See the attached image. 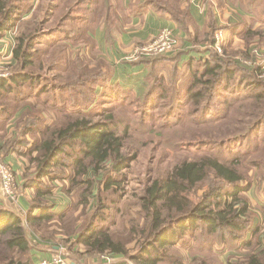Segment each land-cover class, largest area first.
I'll return each mask as SVG.
<instances>
[{"label":"trees","instance_id":"obj_1","mask_svg":"<svg viewBox=\"0 0 264 264\" xmlns=\"http://www.w3.org/2000/svg\"><path fill=\"white\" fill-rule=\"evenodd\" d=\"M33 1L0 0V40L9 31L15 30L18 33L20 26L29 20L28 18L32 16L31 13L35 10ZM73 2L76 3L65 6L62 0L49 1L47 16L49 20L38 25L33 32L26 33L24 37L22 35L18 37L16 33L18 46L13 51L15 62L13 74L9 78H0L1 129L16 114L15 110L13 112L9 110L8 100L18 105L28 97V94L23 91V87L27 82L32 81L33 76L31 77L27 73V69L33 65L32 58L35 56L36 51L32 42L28 43L27 39L30 40V37L36 36V30L39 31L40 27L42 28L43 25L50 23L52 20L51 15L53 18L56 17L57 20L56 25L51 26L48 35H57L60 40L68 39L73 43L83 41L84 35L86 33L90 35V31L96 29L100 24H104L105 37L109 42L112 33L117 30L119 24H127L131 18L138 16L146 8L156 10L162 17L168 16L186 33L189 31L188 27L192 26L195 31V35L192 36L194 37L193 46L197 47L201 42L206 45L208 57L204 63L189 60L187 63L180 64L182 57L185 55L180 50L169 57L153 56L143 58L135 63H140L148 69L144 93L139 99H135L134 96L132 98L140 102L141 105L142 103L146 105L145 107L151 104L156 92V85H161L160 81L163 79L159 77V74L169 68L172 76L175 77L180 70H186V67L192 70V64L195 66L198 64L203 65V75L194 82L190 93L186 94L188 99H185L188 104L198 106L199 110V105L204 101V97H206L208 103L215 97L214 91L223 86L225 88L224 84L227 86V83L224 82L225 74L227 75L226 78L231 73L236 75V69L232 68V60H226L223 56L234 59L233 56L240 54L254 59V56L247 53V50L239 53L235 52L234 55L233 52H229L228 55L226 49L224 51L225 55H220L215 49V35L219 31L224 33V28L217 26L216 22L211 19L208 30L200 31L188 10L181 9L180 0H133L129 7L124 4V0H72ZM243 9L252 14L253 19L249 22L230 25L227 28L236 36L255 37L258 35L259 41L263 42L264 30L254 31L253 28L258 23L264 24V0H245ZM26 37L28 38L25 39ZM94 48H96L97 54L98 47L96 43ZM56 64V61H54L51 66L54 67ZM179 65L185 67L179 69ZM244 68V66H241L237 70L242 77L248 73L247 68ZM93 79V83L96 85L95 91L104 87L107 91H112V95L126 97L128 94L122 89L119 90L118 85L114 87L111 84L112 77H107L102 71L96 74ZM36 80L34 79V81ZM73 86L74 82L66 83L56 93L62 91V89L72 92ZM198 86L201 87L195 90ZM216 87L218 88L215 90ZM224 90L227 91V88ZM70 94L72 95V93ZM84 94L86 95L87 92H79V95ZM17 107L19 108V105ZM170 108L168 115L174 106ZM60 109H63V106ZM213 117H211L209 109L205 108L195 120L199 123L201 121L212 122ZM34 124V121L27 120L23 123L21 130L24 129L25 133H29ZM175 124L180 123L175 121ZM129 129L130 127L125 122L119 119L116 120L114 115L108 116L105 122L99 124H92L90 121L83 119L69 120L67 123L60 125L55 131H52L45 141L34 148L35 151L40 153L39 157L32 160L37 163L39 173L34 180L35 182L25 183L23 186H34V188L39 186L26 219H22L15 212L0 205V264H33L31 258L32 248L27 228L39 229L43 224L50 226L59 220L58 217L52 215L49 202L47 203L45 198L52 196L51 193L58 188L54 184L57 179L53 177L54 169L68 166L65 159L72 158L75 171L72 177H62L61 179L69 181L72 187L76 185L84 187L80 194V204L87 205L90 200H93L96 193L95 200L98 205L101 202L100 193L103 194L105 190H107L106 192L110 190L112 196L117 195V191L112 189L118 183L114 177H107V175L110 172L119 175L126 169L127 159L124 153L121 152L127 142ZM25 133H20L18 129L17 137L6 143L4 151L1 152L4 155L9 152L25 155L26 153H22L19 149V147L27 148L29 146V140L21 137L25 136ZM32 153H29L28 156ZM263 162L264 160L253 158L242 166L241 158H235L229 164L222 162L217 155H210L202 161V164L199 162L182 164L174 170L172 176L167 180L156 181L152 187H147L138 198L140 205L138 218L130 221L133 230L135 231L137 227V234L140 236L139 249L134 255H129L128 249H126L127 246L113 238L107 231L110 226L108 222V226L105 225L107 218L100 225L102 229L95 227L98 219L102 221V216L97 214L98 210L96 209L84 229L81 230L82 232L80 231L77 234L75 243L84 245L86 252L92 255L100 256L102 253L111 252L115 255H124L137 264H264V248L247 256L242 261L224 263L221 254L214 251L212 247L215 244L228 242L227 239L233 243L241 241L240 232L242 231L256 235L257 228L248 218L249 206L243 197L244 192L247 191L246 188L242 187L247 177L243 170H246V168L248 170V167L259 166L260 173L264 175V172H262ZM102 165H105L106 168L100 170ZM240 168H242L245 175L240 171ZM92 169L97 173L107 170L102 175L107 179L104 191H100L99 187L102 180L88 177ZM42 178H49L54 189H41L40 182ZM23 186L21 185L22 190L25 188ZM203 186L206 187L204 194L199 199V203L193 205L189 193H196ZM63 190L66 193L70 192V189ZM115 202H112V204ZM93 208H96V206ZM35 210H39V213L34 217ZM63 216L65 217V215ZM141 222L145 223V228L138 230ZM185 233L190 236L188 239ZM208 235L212 236L210 237L212 242L209 241ZM51 238H54V236ZM241 242L246 247L249 246L245 239ZM179 243L185 250H175L176 245ZM212 256H216L215 261L210 260Z\"/></svg>","mask_w":264,"mask_h":264},{"label":"rangeland","instance_id":"obj_2","mask_svg":"<svg viewBox=\"0 0 264 264\" xmlns=\"http://www.w3.org/2000/svg\"><path fill=\"white\" fill-rule=\"evenodd\" d=\"M49 1L52 2V0H43L38 11L31 13L32 16L28 18L29 20L20 26L21 30L19 29L18 33L16 31L18 37L21 35L26 36V33L33 32L38 25L49 20L47 18ZM35 2L34 0V8ZM62 3L69 6L76 2L62 0ZM51 18L50 23L43 25L42 28L40 27L39 31L36 30V36L30 37V40L28 37L25 38H28V43L32 42L36 51L35 56L32 58L33 65L27 69V73L31 77L33 76L32 81L27 82L23 87V91L28 94V97L18 104L19 108L18 105L8 100L11 112L14 110L17 112L25 105L28 108L17 122L20 133H25L24 129L21 130V127L27 120L35 122L31 131L25 133V136H21L23 139L29 140L27 148L19 147L22 153H26L23 156L25 182L22 180V183H33L39 173L37 163L32 160L39 157L40 153L35 151L34 148L45 141L52 131H55L60 125L67 123L69 120L83 119L90 121L92 124H99L105 122L108 116L114 115L116 120L119 119L130 127L127 142L121 152L124 153L127 159L126 169L119 175L114 172H110L109 175L106 174L107 177H114L118 183L112 189L117 191L116 196H112V192L110 190L106 192L107 190L104 188L107 179L102 175L107 170L97 173L92 169L88 177L102 180L99 186L100 191H105L103 194L100 193L101 202L98 205L95 200L96 193L92 201L90 200L87 205H82L80 204V194L84 187L77 185L72 187L69 181L61 179L62 177H72L75 171L72 158L65 159L68 166L54 169L53 177L58 179L55 180V185L60 189H70V192H67L68 194L65 192L67 200L70 201V206L61 215L58 213H52V215L59 218L57 223L62 226V242L59 246L64 247V253L69 256L72 262L87 264L84 255L76 253L73 246L77 241V234L84 229L93 216L95 209L98 210L97 214L102 216V221L98 219L95 227L102 229L100 225L107 218L105 225L108 226V223L110 225L107 231L113 238L127 246L126 249H128L129 255H134L139 249L140 236L137 234V227L134 231L130 221L138 218L140 211L138 198L147 187H152L156 181L167 180L172 176L174 170L182 164L190 162L202 164V161L210 155H217L222 162L229 164L235 158H241L242 166L253 158L264 160V77L257 69L251 70V72L246 70L248 73L243 77L241 76V73L237 70L243 64L237 60L239 67L236 59L245 56L236 54L233 56L234 59L223 56L226 60H232V68L236 69V75L231 73L226 78L227 75L225 74L224 82L227 83V86L224 85L227 91L224 90V86L220 89L216 87L215 97L208 103L206 97H204V101L199 105V110L198 106L188 104L185 99H188L186 94L190 93L194 82L203 75L204 67L202 64L196 66L192 64V70L186 67V70H180L175 77L172 76L170 68L160 73L159 77L163 79L160 81L161 85H156L152 102L145 107L146 105L142 102L143 106L135 100L140 97H134L133 100V95L130 96L129 93L126 97H119L118 95H112V91H107L104 87L94 90L96 85L93 83V78L100 71L106 74L107 77L113 78L115 67L118 65L136 63L123 61L124 57L131 54L134 47L122 59L116 60L111 48L113 40L110 39L108 42L105 37L104 46L103 39L100 36V28L104 27V24H100L96 29L91 30L90 35L86 33L83 41L73 43L68 39L60 40L57 35H48L51 26L56 25L57 20L52 15ZM94 42L98 47L97 54ZM177 44L172 53L162 56L169 57L179 51V43ZM17 46L18 40H16L15 48ZM226 49L228 55L229 52H233L234 55L235 52L239 53L241 51L240 49L236 50V48L232 51V49L225 46L224 51ZM250 50L252 53L254 50L261 53L258 46L251 47ZM54 61L57 64L52 67ZM111 63H115V67ZM8 66L0 67V75L6 74V78L13 74L15 62L9 68ZM184 67L179 65V69ZM34 79L37 80L34 81ZM72 82H74L72 92L62 89V91L56 93L62 85ZM111 82L114 87L117 85L112 79ZM200 87L198 86L195 90ZM80 91H86L87 94L79 95ZM178 99L179 101H177ZM61 106H63V109H60ZM172 106L174 108L168 115L167 113ZM205 108L209 109L211 117L214 116L213 121H201L199 123L195 118H198L199 113H202ZM175 121L180 124L176 125ZM0 132L2 133L0 136L5 135V125ZM31 152L33 153L28 156ZM4 160L5 155L0 152V161ZM103 168H106L105 165H102L100 170ZM240 171L247 175L242 185L243 188L247 189L243 197L249 206L248 218L257 228V231L255 232L256 235L240 232L241 241L245 239L249 244L247 247L241 241L233 243L229 239L224 244L213 245L214 251H218L221 257H224V262H227L228 259L231 262L242 261L247 256L264 248V239L260 240V236L264 237V175L260 173L259 166L248 167V170L247 168L243 170L245 173L242 168H240ZM262 172H264V162ZM16 177L18 183L22 185L20 177L17 175ZM41 180V189H54L49 178H42ZM205 190L206 187L203 186L198 192L189 193L193 205L199 203V199ZM21 192L22 189L19 188V196L22 195ZM51 195L54 196L52 193ZM54 201L57 202L56 198ZM114 201L116 202L112 204ZM89 206H92V208ZM94 206L96 208H93ZM2 207L6 209L4 204ZM21 218L25 220L24 215ZM53 226L55 224L52 226L43 224L39 229L27 228V230L28 234H30L29 230H33L40 238L46 239L56 235ZM144 228L145 223L141 222L138 230ZM185 234L188 239L190 236L188 233ZM210 237L212 236H209V241L212 242ZM29 241L31 245V240L29 239ZM180 244L176 245L175 250H185ZM229 252L234 254L228 257ZM86 254L92 255L90 253ZM109 254L111 252L102 253L99 258L103 259L104 255ZM104 258L107 257L104 256ZM215 259L216 256L210 258L213 261Z\"/></svg>","mask_w":264,"mask_h":264},{"label":"crops","instance_id":"obj_3","mask_svg":"<svg viewBox=\"0 0 264 264\" xmlns=\"http://www.w3.org/2000/svg\"><path fill=\"white\" fill-rule=\"evenodd\" d=\"M35 1L36 2L34 3V9L36 10L34 11H38L41 3H43V0ZM131 1L133 0H124V4L129 7ZM244 3L245 0H180L181 9L188 10L200 31H207L210 20L213 19L216 22L217 26H219L220 28H224L226 46L232 49V51L235 48L236 50L240 49L241 51L247 50V53L251 55L252 52L250 48L258 46L264 53V41L260 42L258 35H256L255 37H248L246 35L236 36L233 35L227 28L230 25L249 22L253 19V15L247 13L243 9ZM165 29L173 33L174 37L179 43L180 51H183L185 53L180 64L187 63L189 62V60H194L195 62L201 63L205 62L206 58L208 57V52H206V45L201 42V44L199 43L197 47L193 46L192 41H194V37L192 36L195 35L193 27L189 26V31L186 33L184 30L180 29L177 24L168 16L162 17L156 12V10L152 8H146L145 10L141 11L138 16L131 18L127 24H119L117 26V30L112 33L111 37V41L113 40L111 48L113 49L112 51L114 53V58L116 60L122 59L123 56L131 51L133 47L153 41L158 36L160 31ZM104 30L105 26L100 28V36L103 39L105 46L106 41ZM253 30H264V24H256ZM250 40L251 43L249 44ZM15 44V30L6 33L5 36L0 40V67H4L14 63V60L12 58ZM125 58L126 57L123 58V61L126 62ZM245 58L250 59L248 57ZM114 64L115 63H113L112 65L114 66ZM246 68L244 69L251 71L256 67ZM147 74V67L140 63H122L121 65L115 67L112 81L116 83L123 91L129 93L130 95H133L136 98L142 96L145 91V78ZM27 109V106H22L21 109L16 112L14 117L7 122V125H5V135L0 136V152L4 151L6 143L13 141L17 137V122L21 119L24 111ZM0 134L2 133L0 132ZM23 156L24 155H18L16 152H9L5 154L4 160L12 167L15 174L20 177L22 186V180L23 182H25V179L23 177V174H25V161ZM36 191L37 189L34 188V186H26L22 190V195L19 197V200L17 202L14 203L0 197V205L3 206L4 204L7 209L15 212L21 217L22 215H24V218L26 219V215L32 208L31 202L36 197ZM52 194L54 196H48L45 198V200L49 202L52 213H58L59 215H61L62 212H65V210L70 206V201L67 200V194L63 189H60V187H58ZM55 198L57 202L54 201ZM89 207L92 208V206ZM38 213L39 210H35L33 213L34 217L38 215ZM54 224L55 226H53V228L56 232V235H54L55 239L51 237L42 239L36 233H34L33 230H29L30 234H28V237L31 240V257L33 264H39L42 260L49 259L59 247L60 242H62V226L57 222H54L53 225ZM262 238L264 239V237L260 236V240H262ZM73 249L76 253L84 255V258H86L87 260V264H108V261H111L109 264H137L124 255H115L111 253L109 255H104L107 258L103 259L99 258V255H87L85 246L82 244L75 243ZM231 254L233 255L234 253L229 252L227 256L230 257ZM223 258L224 257H222V261L224 262ZM228 261L230 260L228 259Z\"/></svg>","mask_w":264,"mask_h":264},{"label":"built area","instance_id":"obj_4","mask_svg":"<svg viewBox=\"0 0 264 264\" xmlns=\"http://www.w3.org/2000/svg\"><path fill=\"white\" fill-rule=\"evenodd\" d=\"M215 49L220 55L224 54L225 37L223 31H219L215 35ZM178 41L174 37L173 33L167 29L160 31L158 36L151 42L146 44H140L133 48L131 54L126 56L128 62H138L143 58L162 56L172 53L176 47ZM223 47V48H222ZM252 55L254 59L241 58L237 59L249 68H255L264 77V53L258 50H254ZM263 61V62H262ZM11 66V65H9ZM8 66V68H9ZM260 67V68H259ZM2 78H6L7 75H0ZM21 189V185L18 183L16 174L12 167L5 161H0V197L7 199L11 202H17L19 200L18 189ZM21 194V193H20ZM104 258V257H103ZM109 263L111 261H108ZM108 263V264H109ZM39 264H77L69 259V256L64 253V247L59 246L55 253L49 258L42 260Z\"/></svg>","mask_w":264,"mask_h":264}]
</instances>
